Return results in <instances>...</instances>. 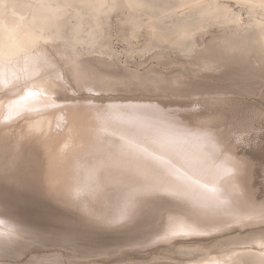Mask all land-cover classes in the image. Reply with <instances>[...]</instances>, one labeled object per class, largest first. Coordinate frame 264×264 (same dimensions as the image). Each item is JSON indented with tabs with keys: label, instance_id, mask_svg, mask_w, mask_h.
Listing matches in <instances>:
<instances>
[{
	"label": "snow or ice",
	"instance_id": "snow-or-ice-1",
	"mask_svg": "<svg viewBox=\"0 0 264 264\" xmlns=\"http://www.w3.org/2000/svg\"><path fill=\"white\" fill-rule=\"evenodd\" d=\"M97 2L108 13L117 7V0ZM35 7L38 27L23 39L9 30L7 39L0 40V86L13 97L0 123L59 107L53 98L57 88H71L74 96L87 92L81 99L92 115L89 176L106 173L111 181L58 184L43 175L27 154L30 138L43 135L39 123L30 125L29 134L17 138L10 151L0 136V151L8 157L0 162V217L13 221L0 231V264H130L121 258L132 251L186 238H202L206 246L226 253L205 264H264V199H257L251 183L257 168L264 173V156L258 163L233 152L258 147L264 153V105L257 112L227 91L217 92L211 97L217 111L200 119L207 101L198 97L192 106L182 103L183 83L170 85L136 70L104 75L86 69L80 59V26L68 35L61 23L73 7L71 0H38ZM102 28L97 20L89 35H102ZM49 44L55 47L48 49ZM105 98L113 102L93 104ZM228 119L233 123L225 143L220 124L227 127ZM260 188L264 192V182ZM8 193L34 197L49 207L35 219L20 218ZM237 231L247 239H222ZM110 236L123 243L105 244ZM191 251L179 249L176 255ZM146 264L165 262L156 257Z\"/></svg>",
	"mask_w": 264,
	"mask_h": 264
},
{
	"label": "bare ground",
	"instance_id": "bare-ground-1",
	"mask_svg": "<svg viewBox=\"0 0 264 264\" xmlns=\"http://www.w3.org/2000/svg\"><path fill=\"white\" fill-rule=\"evenodd\" d=\"M37 2L38 0H0V40L7 39L9 30H15L16 39H23L25 32L39 26L40 20L35 7ZM50 2L63 4L64 0H50ZM71 2L73 7L67 10L69 15L61 23L68 35L73 34L77 25L80 26L78 29V39L82 42L79 46L80 59L88 70H94L104 75L122 74L129 70H136L146 76L154 73L152 68L142 71L138 65L131 69L126 64L122 65L120 73L117 71V69L119 70L116 64L118 54L111 45L109 32L112 15L118 21V31L130 30V37L124 36L126 41L136 38L143 28L151 38L165 47L173 46L182 51H191V44L188 43L191 31L186 27L190 21L188 15L191 13H196L200 18H212V21L225 28L231 27L229 34L221 40V49H224L225 52L238 49L255 52V62L264 68V0H166L163 1V4H160L159 0H148V2L117 0V7L111 13H108L107 8H100L97 0H71ZM144 5H163L161 9L165 14L159 19H154L151 16L146 20L141 19L139 15L135 14V8ZM234 6L238 8H234ZM176 8H182L179 10L181 16L177 23L172 25L180 24L181 27L175 29L174 38L169 39L168 35L172 33L159 32L156 23L175 18ZM242 9L246 11V17L240 13ZM97 20L103 26L102 35H89L93 32ZM93 42L95 47H91ZM184 45H186L185 49L180 48ZM54 47V44L47 45L48 49ZM164 50L160 48L149 56L164 60L162 55ZM141 51L147 53L151 49L147 47ZM109 66L115 69H107ZM69 90L72 91V94ZM20 94L22 95L23 92ZM80 94L89 95L87 92ZM79 97L80 95H73L71 88L68 90L57 88L53 92V98L59 107L44 109L42 112L25 113L26 118L13 119L7 125L0 123V136L6 138L7 145L5 147L10 151L11 145L17 138L29 134L30 125L39 123L43 128V135L38 138H30L27 154L43 175L58 184H64L70 179H74L80 184H94L96 180L110 183L111 177L106 173L99 174L95 179L89 176L88 170L94 162L93 157L89 155L87 135L92 115L89 112V106ZM11 98H13L11 93L0 86V121L8 114L7 104ZM111 102L110 100L95 99L93 104L100 105ZM33 103L36 107L40 106V101ZM212 115L213 112L207 113L201 115L200 119L207 120ZM7 158V154L0 151V162ZM0 220L6 221V224L0 225V231L13 224V221L7 217H0ZM222 239L246 240L247 237L240 235V232L237 231L233 232L230 237ZM104 243L111 246L123 243V241L114 237L111 242L104 241ZM179 249L192 251L188 255L178 257L176 252ZM252 250L254 254H258V245H253ZM141 253H152L147 261L158 257L165 264L176 260H183L184 264H205L208 261L221 260L226 255L218 249L211 248L210 245L206 246L202 238H186L171 243L153 245L143 251H132L127 257L121 259H127L130 264H146L147 261L138 259V255Z\"/></svg>",
	"mask_w": 264,
	"mask_h": 264
},
{
	"label": "rangeland",
	"instance_id": "rangeland-1",
	"mask_svg": "<svg viewBox=\"0 0 264 264\" xmlns=\"http://www.w3.org/2000/svg\"><path fill=\"white\" fill-rule=\"evenodd\" d=\"M143 1L148 2V0ZM163 1L166 0H159V3L163 4ZM161 7H163V5L138 6L135 8V14L139 15L140 18L144 20L149 16L154 19H159L165 14ZM234 8L238 7L234 6ZM179 10H182V8L175 9V18L158 21L156 23L159 32L163 34L172 33L168 35L169 39H173L175 36L174 32H176L175 29L181 27L180 24H176L175 26L172 25L173 23H177L181 16ZM240 13L243 17L247 16L244 9H242ZM188 16H190V21L186 27L191 31V37L188 42L191 44V51H182L173 46L165 47L151 38L143 28L136 38L126 41L124 40V36L130 37V30L125 29L118 31V21L116 17L112 15L109 24L111 27L109 32L111 45L118 54L116 64L119 70L117 69V71L120 73L122 65L125 64L131 69L138 65L139 69L142 71L143 69L152 68L154 73L150 74L160 77L170 85L183 83L185 86L183 90L186 93V98L181 101L182 103L192 106L190 101H194L198 97L201 99L202 103L207 101V106L202 111L201 115L212 112L215 113L217 111V105L211 103V97L217 92L222 93L225 91H227L229 95H234L246 108L258 112L261 106L264 105V68L260 67L258 63L255 62V52L244 49L225 52L224 49H221L220 43L221 40L229 34L231 27L225 28L223 25L216 24L212 21V18H200L196 13H191ZM147 47L151 49V51L147 53L141 51ZM160 48L165 49L162 54L164 60L149 56ZM180 48L185 49L186 45ZM97 63L96 61V64ZM210 66H215L216 70H208ZM107 69L113 70L115 68L109 66ZM69 91L72 94V91ZM79 95L80 99L82 96H85L84 94ZM102 100L108 99L105 98ZM171 106L175 107V105ZM220 110L223 111V106H220ZM228 112L229 115H231L232 109H228ZM226 123L227 127L225 123H221L220 129L222 138L225 143H228L231 138L230 130L233 121L228 119ZM233 152L240 157L246 156L249 159L255 158L258 163L262 156H264V153H262L258 147H243L239 150L233 148ZM262 176H264V173L257 168L251 180V183L256 188L255 195L258 200L264 199V192H262L260 188L261 183L264 182ZM7 191L8 190L5 189L6 193ZM8 196L13 204L14 215L26 220L35 219L39 211L49 207L47 202H37L36 199L31 196L25 195L16 197L11 193H8ZM113 238L114 237L111 236L105 237L104 241L111 242ZM151 254L152 253H141L138 255V259L147 261Z\"/></svg>",
	"mask_w": 264,
	"mask_h": 264
}]
</instances>
